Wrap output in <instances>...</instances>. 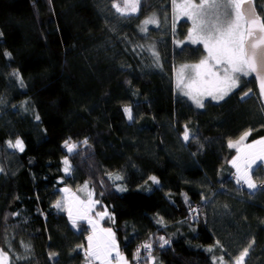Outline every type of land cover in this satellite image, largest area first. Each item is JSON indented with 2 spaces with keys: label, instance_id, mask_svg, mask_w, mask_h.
Returning <instances> with one entry per match:
<instances>
[{
  "label": "trees",
  "instance_id": "obj_1",
  "mask_svg": "<svg viewBox=\"0 0 264 264\" xmlns=\"http://www.w3.org/2000/svg\"><path fill=\"white\" fill-rule=\"evenodd\" d=\"M123 1L0 0V250L9 264H89L86 221L73 228L54 207L87 182L92 214L107 210L100 224L130 264H235L249 245L243 264H264V188L237 184L228 147L249 130L248 141L264 137L256 83L202 109L176 96L174 69L205 55L176 47L189 22L173 29L172 0L121 16ZM253 1L264 18V0ZM153 15L159 24L141 33ZM18 138L23 151L8 146ZM253 178L264 181L262 164Z\"/></svg>",
  "mask_w": 264,
  "mask_h": 264
},
{
  "label": "snow or ice",
  "instance_id": "obj_2",
  "mask_svg": "<svg viewBox=\"0 0 264 264\" xmlns=\"http://www.w3.org/2000/svg\"><path fill=\"white\" fill-rule=\"evenodd\" d=\"M141 0H124V6L113 3V8L121 16L135 14L139 10ZM174 14L176 10L182 12L188 20L192 22V27L189 29V39L193 44H203L207 56L198 64L184 66L179 73L178 88L183 91V87H187L189 91L183 94L188 96L193 101L197 108L204 107V97H208L213 101H223L234 89L239 87V82L243 77H248L255 73L256 78L260 82V93L264 97V18L257 15L253 0H172ZM147 24L158 25V20L155 15L146 19L143 22ZM175 28V25H173ZM142 31L146 29L142 28ZM155 55V53H153ZM10 57V53H5ZM158 60V57H157ZM185 69H190L185 71ZM194 73V74H193ZM14 75L23 85V81L19 77V73ZM183 86V87H182ZM249 92H245L244 96H248ZM243 99V97H242ZM124 112L128 119H132V110L129 107L124 108ZM39 120V117H36ZM250 130L240 136L238 141L228 142V147L235 148L237 155L230 161L231 165L236 169V182H243L247 185L250 191H255L258 188H264V185H258L253 180V174L260 168L261 163H264V138H261L253 143L246 144L242 150L239 145L245 141L250 135ZM183 139L188 141L190 133L185 127ZM87 144V141H84ZM260 147L257 148L256 146ZM10 148H15L23 151V141L19 138L15 144L9 142ZM65 147L71 153L74 151L75 145H70L65 141ZM66 165L64 171L68 173L71 165L68 160H64ZM109 178L112 176L109 174ZM116 180L122 179L120 176L115 177ZM153 184H158L159 181L155 176L149 177ZM88 187L87 182L83 186ZM123 191L124 189H119ZM62 191H68L62 189ZM92 193L89 192V199L83 212L78 210V215L81 219L87 218L88 212H91L97 200L92 199ZM83 203V202H81ZM54 207L62 209L63 205L57 201ZM96 215L102 220L105 217L112 219L107 210L97 212ZM69 220L72 227L76 228V220L73 219L71 208L68 210ZM93 225L94 235L88 237L89 245L87 256L93 260L100 261V264H111L110 257L113 251L116 253V258L122 264H128L126 258L122 256L118 250L115 241V235L112 230L100 229L96 232L97 222L89 220ZM158 223H163L162 220ZM162 241L161 247L168 244L169 241L164 237H160ZM25 248L28 246L25 245ZM143 249L151 251L152 245L145 243L141 246ZM251 245H249V248ZM249 248H245L239 257L235 259V264H243L245 257L248 255ZM211 252V249H208ZM140 255V249H137L136 257ZM8 254L0 250V264H5ZM55 253L50 254V258H54ZM149 259H153L149 257ZM221 264H224L223 257L220 258ZM213 264H216L215 259Z\"/></svg>",
  "mask_w": 264,
  "mask_h": 264
},
{
  "label": "rangeland",
  "instance_id": "obj_3",
  "mask_svg": "<svg viewBox=\"0 0 264 264\" xmlns=\"http://www.w3.org/2000/svg\"><path fill=\"white\" fill-rule=\"evenodd\" d=\"M121 6V5H120ZM124 6V1H123V5L121 6V7H123ZM171 10H172V15H171V21H172V27H173V25H175V28H173L174 30L177 28V25H178V23L179 22H181V21H186V22H189V28H188V33H189V29L192 27V22L190 21V20H188L187 19V17H185L183 14H182V12H180L179 10H176V12H175V14H174V10H173V6H172V2H171ZM150 17H152V16H150ZM150 17H148V18H150ZM156 17V16H155ZM147 18V19H148ZM157 19V18H156ZM146 20V19H145ZM159 24V23H158ZM149 27H156V24H147V25H143V29H146V30H148V28ZM147 31H142V29H141V33H143V34H145ZM184 44H192V45H194V46H202V49H203V51L205 52V55L199 60V61H197V62H190V63H181V64H179L175 69H174V71H173V86H174V91H175V95L176 96H181V97H184V98H186L189 102H191V104H193L194 106H196L194 103H193V101L191 100V99H189V97L188 96H186V95H184L183 93L184 92H186V91H189V89L187 88V87H183V91H181V89L180 88H178L177 87V85H178V83H179V73H180V71L184 68V66H191V65H196V64H198L202 59H204L206 56H207V52L205 51V49H204V46H203V44H193L192 42H191V40L189 39V36L187 35L183 40H178L177 42H176V47L178 48V47H181L182 45H184ZM190 69H185V71H189ZM194 74V73H193ZM251 78V74L248 76V77H243L241 80H240V82H239V86L241 85V83H242V81H245V80H248V79H250ZM238 88V87H237ZM234 91V90H233ZM207 101H209V102H215V103H218V102H216V101H213V100H211L210 98H208V97H204V104H205V102H207ZM220 102H222V101H220ZM199 109H202V108H199ZM261 138H264V137H261ZM261 138H258V140L259 139H261ZM239 140V139H238ZM238 140H236V141H238ZM255 141H257V140H255ZM254 141H248L247 140V138L245 139V141H243V143H241L240 145H239V147L243 150L244 149V146L246 145V144H250V143H253ZM257 148H259L260 146L259 145H257L256 146ZM236 155H237V153H236ZM235 155V156H236ZM234 156V157H235ZM65 160V159H64ZM262 164V166L264 167V163H261ZM63 167H64V169H65V167H66V165L64 164V161H63ZM231 167L235 170V175H236V169L231 165ZM65 172V171H64ZM66 174V173H65ZM236 179V178H235ZM253 180H254V178H253ZM255 181V180H254ZM256 182V181H255ZM242 184H244L243 182H241ZM245 186H246V188H247V185L246 184H244ZM63 189H67L68 191H62V194H61V200L60 201H62V202H64L63 201V198H64V200L66 199V200H72L73 198L75 199V201L74 202H72V204L70 205V208H71V210H72V214H73V219H75V220H79V218H80V216L78 215V210L80 211V212H83V210H84V208L86 207V204H87V201H88V199H89V192H91V190H90V188L89 187H87L86 189L83 187V188H81L80 190H77V192H73L71 189H69L68 187L67 188H63ZM248 189V188H247ZM92 193V192H91ZM63 197V198H62ZM92 199H93V197H92ZM94 200V199H93ZM69 202V201H68ZM81 202H83V203H81ZM67 207H68V205H67ZM67 207H66V209H67ZM94 209V208H93ZM69 210V209H68ZM93 211V210H92ZM92 211L91 212H88V214H87V218H84V220L86 221V223H87V225H88V227H89V229H90V234L87 236V238H86V240H87V242H86V247H85V251H86V253H87V251H88V245H89V241H88V237L90 236V235H94V233H93V225L92 224H90L89 223V220H92V221H94V222H97V227H96V232L97 233H99V230L100 229H109V228H104V227H102L101 226V224H100V221H101V219L97 216V215H93L92 214ZM81 219V218H80ZM112 230V229H111ZM112 232L114 233V231L112 230ZM114 235H115V233H114ZM115 241H116V244H117V246H118V243H117V238H115ZM118 250H119V252H120V254L122 255V256H124V254H122L121 253V251H120V249H119V247H118ZM125 257V256H124ZM90 259V258H89ZM91 260V259H90ZM127 260V262H128V264L130 263L129 261H128V259H126ZM97 261V260H96ZM110 261H111V264H113V263H115V264H122V262H120L119 260H118V258H116V253H115V251H113V253H112V256L110 257ZM99 262V261H98ZM5 264H9V260H8V257H7V260L5 261ZM99 264H100V262H99Z\"/></svg>",
  "mask_w": 264,
  "mask_h": 264
},
{
  "label": "water",
  "instance_id": "obj_4",
  "mask_svg": "<svg viewBox=\"0 0 264 264\" xmlns=\"http://www.w3.org/2000/svg\"><path fill=\"white\" fill-rule=\"evenodd\" d=\"M253 6H254V9H255L257 15H259L258 10H257V8H256L255 5H254V1H253ZM259 16H260V15H259ZM261 18H262V17H261ZM251 77H252V79L254 80V82L256 83V89H257V92L259 93L260 99H261L262 103H264V97H262V96H261V93H260V82H259V80L256 78L255 73H252V74H251Z\"/></svg>",
  "mask_w": 264,
  "mask_h": 264
},
{
  "label": "crops",
  "instance_id": "obj_5",
  "mask_svg": "<svg viewBox=\"0 0 264 264\" xmlns=\"http://www.w3.org/2000/svg\"><path fill=\"white\" fill-rule=\"evenodd\" d=\"M234 172H235V170H234ZM234 175H235V173H234ZM63 198V197H62ZM73 200H74V198L71 200H64V198H63V201L64 202H62V201H60L61 203H62V205H63V207H62V209H60L61 211H64L65 213H67L68 214V209L70 208V205L72 204V202H73ZM69 201V202H68ZM75 201V200H74ZM67 205H68V207H67ZM66 207H67V209H66ZM91 259V258H90ZM93 260V259H92ZM96 261V260H95ZM100 262V261H99ZM113 264H115V263H113ZM121 264V263H120ZM130 264V263H129ZM136 264H140V263H136Z\"/></svg>",
  "mask_w": 264,
  "mask_h": 264
},
{
  "label": "built area",
  "instance_id": "obj_6",
  "mask_svg": "<svg viewBox=\"0 0 264 264\" xmlns=\"http://www.w3.org/2000/svg\"><path fill=\"white\" fill-rule=\"evenodd\" d=\"M234 176H235V175L233 174L232 177H234ZM258 185H264V181L260 182ZM259 189H260V188H259ZM198 206H199V205H196V207H194V211H193L192 213L197 214L195 211H196V209L198 208ZM146 251H148V250H146ZM86 256H87V255H86ZM89 264H99V262L91 259V260H89Z\"/></svg>",
  "mask_w": 264,
  "mask_h": 264
}]
</instances>
